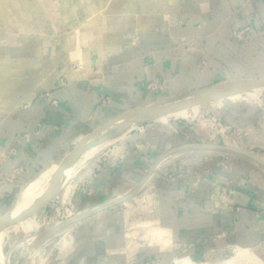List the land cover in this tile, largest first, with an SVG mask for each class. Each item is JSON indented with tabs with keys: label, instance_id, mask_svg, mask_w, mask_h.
I'll list each match as a JSON object with an SVG mask.
<instances>
[{
	"label": "crops",
	"instance_id": "obj_1",
	"mask_svg": "<svg viewBox=\"0 0 264 264\" xmlns=\"http://www.w3.org/2000/svg\"><path fill=\"white\" fill-rule=\"evenodd\" d=\"M261 76L264 0H0V216L39 170L111 118ZM150 80L161 88L149 90ZM245 95L207 112L238 134L228 144L264 158V107ZM131 132L80 179L78 212L126 194L173 149L216 142L206 125L173 115ZM238 247L264 249V167L187 150L167 157L137 195L31 256L36 264L219 263Z\"/></svg>",
	"mask_w": 264,
	"mask_h": 264
},
{
	"label": "water",
	"instance_id": "obj_2",
	"mask_svg": "<svg viewBox=\"0 0 264 264\" xmlns=\"http://www.w3.org/2000/svg\"><path fill=\"white\" fill-rule=\"evenodd\" d=\"M258 90H261V91L264 90V76L228 79V80L214 83L204 88H200L197 90H193L190 92L172 96L169 98L148 102L142 106L136 107L114 118H111L110 120L98 126L96 129L92 130L91 132H88L78 142L75 149L66 156L64 162L62 163L61 170L59 174H57V178L48 188L46 193L41 197V199L32 208L28 210H24L19 213H15V214L10 209L9 211H7L6 213L0 216V226H3L21 217H25L29 215H36L38 212L46 208L50 204V202L53 201L57 196H59V194L63 190V188L57 190L59 182H60L62 169L67 165V163L71 159L73 160L74 158L78 157V155H81V153L84 151L85 147L91 140H93L97 136L104 133L109 127L113 126L114 124H121L122 122L127 121V120H135L138 118L145 117L144 120H142L139 123L140 124L139 126H141L151 121H154V120H157V119L169 116V115H173L184 109L192 108V107L202 105V104L218 102V101H221L227 98L236 97V96L244 95L248 93H253ZM198 91L203 92V93L192 99H184L188 94L193 93V92H198ZM187 150L238 155V156L247 158L249 160H252L258 163L259 165H261L262 167H264V158L260 154L255 153L239 145L217 143V142H194V143H188V144L181 145L173 149L171 152H169L160 162H158L155 165L153 170L143 181L137 184L134 188H132L126 194L114 200H111L109 202L100 204L98 206H95V207H92V208H89L83 211H79L78 214L73 218L61 220V221L55 222L52 225H50V230L47 232H44L42 236H40V238L36 242H33V248L35 249L37 246L42 245L48 240L56 237L57 235L61 234V232L78 224L82 220L90 216H93L95 214H98L100 212H103L117 204L125 202L129 200L130 198L134 197L147 185L151 176L161 166V164L167 157H169L170 155L174 153H181ZM12 248H10V250ZM27 258L28 257L26 256L25 259L21 262V264H24L27 261Z\"/></svg>",
	"mask_w": 264,
	"mask_h": 264
},
{
	"label": "bare ground",
	"instance_id": "obj_3",
	"mask_svg": "<svg viewBox=\"0 0 264 264\" xmlns=\"http://www.w3.org/2000/svg\"><path fill=\"white\" fill-rule=\"evenodd\" d=\"M257 92H261V90L255 91L250 94L254 96H259L260 93L257 94ZM202 93L203 92L200 91L193 92L188 94L184 99H192L201 95ZM203 105L206 104L184 109L178 112L177 114H179V117H184V118L201 117L203 114H205L208 111L202 109ZM197 110L198 113L195 112ZM144 118L145 117L138 118L135 120H127L122 122L121 124H114L113 126L109 127L104 133L91 140L87 144L81 155H78V157L74 158L73 160L71 159L67 163V165L62 169L60 182L57 190L63 188L64 193L66 195V193H68L71 190V188L74 187L75 178L74 176H72L74 170H77L79 169L80 166H83L82 172L80 173L81 175L79 174V176L77 177L79 181V179L83 178L85 175L89 173L91 167L96 164V162L100 159V156L103 153H105L106 149H108L110 146L112 147L116 145L117 143L122 141L130 131L138 128V126L140 125L139 123L142 120H144ZM163 118L166 119V117ZM110 148L108 150H110ZM66 155L56 160L55 162L49 164V166L41 173V175H39L37 178L34 177V179L31 180L24 187V189L20 194L19 203L11 208L14 214L32 208L41 199V197L46 193L48 188L57 178V174H59L61 170V166L66 158ZM77 179L75 182H77ZM66 212L67 215L65 220L73 218L78 214L77 211H75L74 209ZM29 216H25L27 220L29 219L28 218ZM17 220L18 219H15L3 226H0V263L1 264H10V260H9L10 248L12 247L18 248V246H21L25 243L28 246L27 248L32 249L33 242H36L40 238V236H42L38 234L39 236L29 238L28 240L26 238H19L18 231L20 230V226L18 225ZM49 230L50 228H48L45 232ZM64 242L65 244L69 243L67 239H64ZM6 246H8L7 251L5 250ZM260 251H261L260 249H245L242 247L241 248L238 247L234 249L233 252L234 254L224 261H221L219 263L202 262L200 264H264V260L259 254ZM26 256L28 257L29 255L27 254ZM37 261L38 260L35 259L33 264H36ZM175 264H198V263L194 259L186 257V258L178 259Z\"/></svg>",
	"mask_w": 264,
	"mask_h": 264
},
{
	"label": "rangeland",
	"instance_id": "obj_4",
	"mask_svg": "<svg viewBox=\"0 0 264 264\" xmlns=\"http://www.w3.org/2000/svg\"><path fill=\"white\" fill-rule=\"evenodd\" d=\"M151 82H157L159 84L162 85L163 82H159V81H154V80H150ZM150 81H147L145 82V86L149 89L148 87V84L150 83ZM161 88V87H160ZM149 90H152V89H149ZM152 91H155V90H152ZM259 96H254V95H251L250 93L248 94H244L245 95V99H249V100H253L255 102H258L261 107H264V90H262L261 92H257V94H259ZM207 106L206 108L205 107H202L203 110H207L210 106V104H207L205 105ZM199 110V109H198ZM198 110L195 111L196 113H198ZM206 114V113H205ZM174 118H176L178 116V118H182V117H179V114L175 113L173 114ZM178 120V119H177ZM182 121H186V120H191V121H194V122H201V121H198V119H194V118H189V119H181ZM202 123V122H201ZM204 124V123H202ZM205 125V124H204ZM133 132V131H132ZM131 132V133H132ZM236 133V132H235ZM233 132V130H230L228 131L227 133L225 134H218L217 136H214L216 142L218 143H225V144H228V143H231V141H229V137H233L232 135L235 134ZM240 135V134H239ZM235 136V135H234ZM235 137H238V134L236 133V136ZM236 139V138H235ZM111 147V146H110ZM109 147V148H110ZM108 148V149H109ZM106 149L105 153H108L110 150ZM108 151V152H107ZM105 153H103L100 157H102ZM224 154V153H223ZM233 155V154H232ZM49 165H47L46 167L42 168V170H39L38 174L35 176V178H37L39 175H41V173L48 167ZM81 167V166H80ZM77 170H74L73 172V175L74 176V187L71 188V190L66 193H64V189L61 191V193L59 194L58 197H56L53 201L50 202V204L47 206V209L44 208L43 210H41L40 212H38L36 215H30L27 220L26 217H21L17 220L18 222V225L20 226V230L18 231V235H19V238H26L27 240L29 238H33L35 236H39V235H42L43 232H45L49 227L50 225L53 224V222L49 223L51 220H52V217L56 219L58 218H61L60 216H63L64 215V219L66 218V215H67V212L66 211H70V210H73L72 209V205L75 206V211H77V208H78V199H77V189L83 185V183H81L80 179L78 181L77 179V173L82 169V167ZM34 179V178H33ZM77 179V182H75ZM79 182V183H78ZM78 183V184H77ZM77 185V186H76ZM21 194V193H20ZM19 198H20V195L18 196V198L15 200V202L13 203V206L18 204L19 203ZM141 198V197H140ZM139 198V199H140ZM142 199V198H141ZM12 206V207H13ZM58 209L61 210V212L64 211L63 214H59L58 212ZM69 209V210H68ZM47 211V212H46ZM58 212V213H57ZM78 213V211H77ZM75 230H76V227H73L70 231L69 234H72L74 235L75 234ZM39 234V235H38ZM64 235L60 236L59 238L62 239ZM58 238V239H59ZM28 246L24 243L23 245H21V247L17 248H13L9 251V259H10V264H21V262L25 259L26 255L28 254L29 256H33V253L36 254V252H38V250H43V248H39L37 249V247L34 249H29L27 248ZM37 249V250H36ZM5 250L7 251L8 250V246L5 247ZM261 252L264 254V249H260ZM35 251V252H34ZM34 254V255H35ZM234 253L230 254L229 256L226 257L229 258L233 255ZM28 256V257H29ZM30 257L29 259L27 258V261L24 263V264H33L34 262V258L33 257ZM38 259V258H37ZM38 261H40V259H38ZM198 264H200L201 262H197Z\"/></svg>",
	"mask_w": 264,
	"mask_h": 264
},
{
	"label": "built area",
	"instance_id": "obj_5",
	"mask_svg": "<svg viewBox=\"0 0 264 264\" xmlns=\"http://www.w3.org/2000/svg\"><path fill=\"white\" fill-rule=\"evenodd\" d=\"M148 87H149V89L157 91L160 89L161 84H159L157 82H151L150 81V83L148 84ZM182 118L183 119H189V118H184V117H182ZM182 118H178V116H177L176 120L178 119V121H182L181 120ZM194 119H198V121H201L202 123H204L215 136H217L218 134H225L232 129L231 125L225 123L224 120L220 116H218L214 113L206 112V114H203L201 117H195ZM143 126L144 125H141L138 128L139 129L143 128ZM72 206H73V209H75V206L74 205H72ZM64 211L61 212V210L58 209V212L60 215L63 214ZM60 217L61 218H58L56 220H55V218L52 217V220L49 223H51V222L55 223V222H58V221H61L64 219V215L60 216Z\"/></svg>",
	"mask_w": 264,
	"mask_h": 264
}]
</instances>
